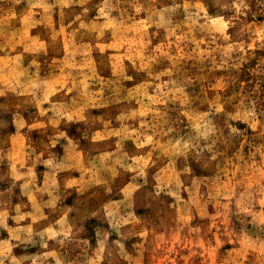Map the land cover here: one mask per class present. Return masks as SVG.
I'll return each instance as SVG.
<instances>
[{"label": "rangeland", "instance_id": "rangeland-1", "mask_svg": "<svg viewBox=\"0 0 264 264\" xmlns=\"http://www.w3.org/2000/svg\"><path fill=\"white\" fill-rule=\"evenodd\" d=\"M0 264H264V0H0Z\"/></svg>", "mask_w": 264, "mask_h": 264}]
</instances>
